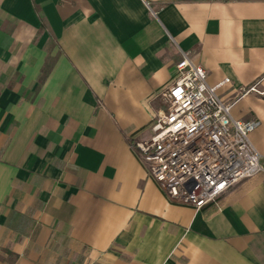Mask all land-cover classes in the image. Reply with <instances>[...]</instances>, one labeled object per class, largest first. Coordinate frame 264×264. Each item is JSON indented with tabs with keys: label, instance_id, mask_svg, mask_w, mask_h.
<instances>
[{
	"label": "crops",
	"instance_id": "obj_1",
	"mask_svg": "<svg viewBox=\"0 0 264 264\" xmlns=\"http://www.w3.org/2000/svg\"><path fill=\"white\" fill-rule=\"evenodd\" d=\"M182 52L264 167V0H0V264H264V172L195 209L129 145Z\"/></svg>",
	"mask_w": 264,
	"mask_h": 264
},
{
	"label": "built area",
	"instance_id": "obj_2",
	"mask_svg": "<svg viewBox=\"0 0 264 264\" xmlns=\"http://www.w3.org/2000/svg\"><path fill=\"white\" fill-rule=\"evenodd\" d=\"M175 69L157 93L166 106L150 121L147 136L129 145L170 203L201 209L264 167L249 139L255 123L232 118L231 105L217 95L221 83L209 85L205 68L186 52Z\"/></svg>",
	"mask_w": 264,
	"mask_h": 264
},
{
	"label": "rangeland",
	"instance_id": "obj_3",
	"mask_svg": "<svg viewBox=\"0 0 264 264\" xmlns=\"http://www.w3.org/2000/svg\"><path fill=\"white\" fill-rule=\"evenodd\" d=\"M156 103L158 107L164 108L166 106V103L162 100V98H157Z\"/></svg>",
	"mask_w": 264,
	"mask_h": 264
}]
</instances>
